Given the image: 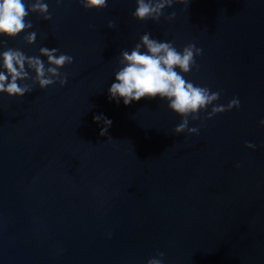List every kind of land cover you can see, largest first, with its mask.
Segmentation results:
<instances>
[{"label": "water", "instance_id": "95a60500", "mask_svg": "<svg viewBox=\"0 0 264 264\" xmlns=\"http://www.w3.org/2000/svg\"><path fill=\"white\" fill-rule=\"evenodd\" d=\"M47 2L49 20L27 17L35 42L7 44L73 62L63 87L0 95V264H264V0H188L156 22L134 19V0ZM144 32L199 47L185 78L239 109L200 113L188 135L157 98L108 100L119 52Z\"/></svg>", "mask_w": 264, "mask_h": 264}, {"label": "clouds", "instance_id": "9594fccd", "mask_svg": "<svg viewBox=\"0 0 264 264\" xmlns=\"http://www.w3.org/2000/svg\"><path fill=\"white\" fill-rule=\"evenodd\" d=\"M63 2L55 0L57 6ZM76 3L85 11L100 10L106 6L107 0H76ZM134 4L130 13L134 19L156 22L166 8H171L173 4L187 5L188 0H134ZM30 13L49 20L51 14L47 0H0V95L23 97L34 86L45 89L53 84L63 87L66 83L67 73L61 69L73 62L71 55L59 51L57 47L41 46L35 55H29L20 48L8 46L7 41L18 35L25 44L35 42L37 33L27 19ZM173 16L174 13L170 12L165 18L170 20ZM107 27H113L111 20ZM200 54L201 49L192 43L177 49L171 40L157 39L144 32L130 49L119 52L118 66L106 90L107 98L125 106L141 98H157L180 117L173 128L174 133L195 135L199 128L189 126V120H198L200 113L210 119L218 113L240 107V101L235 96L226 104L215 103L219 100V91H212L206 85L194 84L185 78L190 70L198 67L195 57ZM92 119L103 125L99 134L105 135L111 120L103 113L93 115ZM258 125L264 126V118L258 121ZM244 146L248 149L256 147L250 141H245ZM239 166V163L235 164V167ZM163 257V252H157L146 259L145 264H164Z\"/></svg>", "mask_w": 264, "mask_h": 264}]
</instances>
